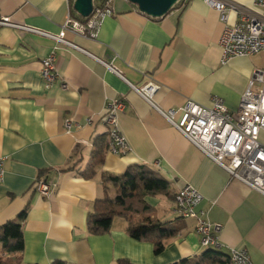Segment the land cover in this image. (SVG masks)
<instances>
[{"label":"crops","instance_id":"0c3cea01","mask_svg":"<svg viewBox=\"0 0 264 264\" xmlns=\"http://www.w3.org/2000/svg\"><path fill=\"white\" fill-rule=\"evenodd\" d=\"M223 1L231 7L230 25L242 14L264 16L255 0ZM178 3L164 17L152 18L128 0H116L115 15L105 19L97 38L67 32L68 41L97 59L58 46L55 66L68 84L66 91L60 82L46 89L40 74L42 60L56 47L54 40L0 27V158H5L0 225L27 210L21 264H119L122 259L171 264L200 257L207 248L201 245L197 221L177 217L174 198H146L154 208L151 217L176 231L159 255L153 244L130 238L121 217L106 235L87 231L95 202L118 194L103 175H121L132 165L160 174L173 195L187 184L196 188L203 196L201 210L223 227V246L217 250L228 257L233 249L245 250L253 264H264V196L206 157L100 62L134 85L159 83L155 102L163 111H176V119L187 101L210 107L214 97L236 111L253 71L264 68V52L222 64L225 25L219 13L204 0ZM69 12L67 0H0V18L53 35L60 33ZM116 99L126 103L119 123L131 151H107L98 174L85 179L78 171L88 167L95 140L108 134L104 118ZM66 119L74 123L71 133L65 131ZM39 177L56 185L52 196L36 192Z\"/></svg>","mask_w":264,"mask_h":264},{"label":"built area","instance_id":"2783aa9c","mask_svg":"<svg viewBox=\"0 0 264 264\" xmlns=\"http://www.w3.org/2000/svg\"><path fill=\"white\" fill-rule=\"evenodd\" d=\"M75 1L67 0L70 12L58 35L12 24L7 17L0 18V27L34 32L55 41L56 47L42 60L40 74L46 89L57 82H60L64 91L69 89L68 84L56 70L55 57L58 46L76 49L95 58L68 41L65 38L67 32L71 31L95 39L105 19L115 15L116 0H99L97 4L93 3L92 14L86 22H83L72 15L71 11ZM204 2L219 13L220 20L225 25L220 39L222 64H227L235 58L250 57L264 52V16L257 13L242 14L237 23L230 25L231 7L228 3L223 0H204ZM254 6L264 11V0H255ZM100 62L125 80L137 95L160 113L206 157L227 171L232 178L264 196V144L261 142V133L264 132V68L253 71L248 88L236 111H230L222 99L214 97L210 107L187 101L181 109L180 118L176 119V111H163L155 102L156 95L161 90L159 83L149 80L141 86L134 85L128 82L112 65ZM125 109L124 100H113L108 104L104 118L110 139L108 152L114 155H126L131 151L128 139L119 123L120 116ZM73 124L71 119H66L65 131L67 133L72 132ZM4 165L5 158H0V183L4 179ZM55 186V184L39 180L36 182V192L50 197L54 193ZM202 202V194L187 184L176 195L175 215L179 218L197 221V233L203 247L221 249L223 245L219 235L223 227L221 224L213 223L209 219L208 212L201 210ZM229 264H253V262L245 250L233 249L230 253Z\"/></svg>","mask_w":264,"mask_h":264},{"label":"trees","instance_id":"16d2710c","mask_svg":"<svg viewBox=\"0 0 264 264\" xmlns=\"http://www.w3.org/2000/svg\"><path fill=\"white\" fill-rule=\"evenodd\" d=\"M99 0H94L96 4ZM179 4V3H177ZM177 4L175 6H177ZM174 6V7H175ZM74 18L86 22L88 18L81 17L72 7ZM109 134L98 137L94 142V149L88 167L78 174L85 179H93L98 169L104 164L105 154L109 149ZM105 184H112L120 193L115 197L107 196L95 202L92 212L87 218V231L91 235L101 236L111 232L114 219L121 217L126 221V234L139 242L151 243L154 253L164 251V241L172 238L176 231L166 223L151 217L154 208L146 201L147 197L176 198L170 191V183L157 172L142 165H132L121 175H103ZM44 180L39 177L37 181ZM27 210L21 212L15 220L0 225V264H21V254L24 252L23 222ZM229 264L230 256L214 248L207 250L196 259H185L171 264ZM52 264H67L64 261H54ZM119 264H133L126 259Z\"/></svg>","mask_w":264,"mask_h":264},{"label":"water","instance_id":"95a60500","mask_svg":"<svg viewBox=\"0 0 264 264\" xmlns=\"http://www.w3.org/2000/svg\"><path fill=\"white\" fill-rule=\"evenodd\" d=\"M138 6L140 11L152 18H162L167 15L180 0H128ZM94 0H76L75 11L83 18H88L93 12Z\"/></svg>","mask_w":264,"mask_h":264},{"label":"rangeland","instance_id":"374dc122","mask_svg":"<svg viewBox=\"0 0 264 264\" xmlns=\"http://www.w3.org/2000/svg\"><path fill=\"white\" fill-rule=\"evenodd\" d=\"M112 185V184H111ZM115 187V186H114ZM118 190V188H116ZM118 193H120V191L118 190ZM116 195H113V197H115Z\"/></svg>","mask_w":264,"mask_h":264}]
</instances>
